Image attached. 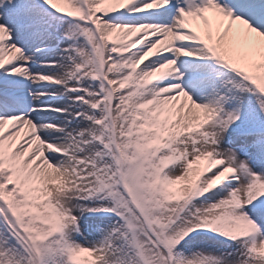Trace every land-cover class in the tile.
Returning <instances> with one entry per match:
<instances>
[{"label":"snow or ice","instance_id":"1","mask_svg":"<svg viewBox=\"0 0 264 264\" xmlns=\"http://www.w3.org/2000/svg\"><path fill=\"white\" fill-rule=\"evenodd\" d=\"M0 264H264V0H0Z\"/></svg>","mask_w":264,"mask_h":264}]
</instances>
